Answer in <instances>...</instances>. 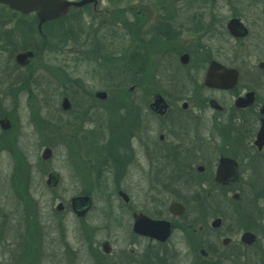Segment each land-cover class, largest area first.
I'll return each instance as SVG.
<instances>
[{"label":"flooded vegetation","instance_id":"af4514ba","mask_svg":"<svg viewBox=\"0 0 264 264\" xmlns=\"http://www.w3.org/2000/svg\"><path fill=\"white\" fill-rule=\"evenodd\" d=\"M64 1L83 4L71 5L62 16L43 23L36 12L22 13L0 5V23L10 29L0 31V44L13 49L14 60L18 54L32 53L24 65L15 63L18 71H29L27 75L19 72L28 82V93L37 74L31 65L36 47H49L58 59L62 46L71 43L77 47L89 40L93 46L86 60L96 70L106 73L108 69V73L112 62L113 69L119 66L113 74L119 83L107 89L78 87L76 83L68 88L71 82L62 83V75L71 69L68 61L56 68L61 79L57 105L59 114L68 116L66 123L73 126L70 136L76 135L83 143L91 138L102 148L96 156L83 158L89 165L86 170L82 161L75 164L76 170L88 173L93 186L112 188L128 214L129 235L137 244L110 258L111 246L103 241L90 248L92 256L95 251L102 256L95 262L101 264L106 257L105 264H173L184 253L192 256L188 264H264V248L257 247V235L249 230V220L253 230L264 225V199L253 198L255 189L264 190V0H201L196 12L171 5L140 7L134 12L133 34H129L135 45L123 54L105 51L107 39L96 32L95 27L104 25L95 23L103 13L104 1ZM112 1L104 3L113 5ZM84 17L87 23L82 22ZM83 24L94 31L87 33V39L79 33ZM157 74H164L165 90L157 84ZM127 77L134 81L127 83ZM127 92L136 98L128 100ZM2 120L7 122L6 128L0 125L3 132L12 129L7 118ZM38 124L51 126L50 122ZM220 166H224L220 173L226 175L218 179ZM57 182L50 180L47 186ZM84 184L89 188V182ZM143 185L156 196L151 198L152 214L129 205L130 191H146ZM242 189L253 190L250 200L240 198L237 192ZM83 197L89 199L85 206L78 200ZM176 204L182 209L173 206ZM91 205L88 195L69 201L79 220L86 217ZM138 215L167 225L168 236L159 234L161 231L154 237L134 233ZM230 215L246 226L240 228L238 241L233 240L237 231L228 224ZM106 220H114L109 211ZM217 220L220 223L213 227ZM83 230L90 237L89 230ZM246 233L255 236L253 244L242 242ZM14 234L8 220H3L0 264H42L45 257H51L45 252L47 237L40 219L30 223L25 234ZM64 240L67 244L60 260L76 264V250ZM58 243L59 239L52 246L58 248Z\"/></svg>","mask_w":264,"mask_h":264},{"label":"rangeland","instance_id":"374dc122","mask_svg":"<svg viewBox=\"0 0 264 264\" xmlns=\"http://www.w3.org/2000/svg\"><path fill=\"white\" fill-rule=\"evenodd\" d=\"M102 1L105 2V0ZM104 2L100 7V9H104L103 13L99 14L98 21L95 22L104 23V25L100 24L95 29H97V33L104 35V38L107 39H104L106 41L105 51L116 52L120 50L121 54L125 53L124 51L132 50L135 45V41L131 39L129 34H133L132 29L135 28L134 12L138 8L171 5L175 9L180 7L179 10H187L185 8L187 7L190 12L193 10V12H196L201 7V0H115L114 3L112 1L113 5ZM119 6L125 8V10H114ZM107 10L110 12L109 15ZM82 20L84 23L88 22L86 17ZM81 26H83V29ZM81 26L79 27L81 29L79 33L87 39V33L94 31L88 30V26L85 24ZM5 30H10L9 25L0 23V31ZM32 39L37 42L39 40L36 35H33ZM25 42L27 41L25 40ZM89 42V40H84L83 43L79 42L77 47L71 43L65 47L62 46L63 50L60 55L62 58L58 59H56L55 52L48 50L49 47H36L31 65L33 72L37 74L30 82L29 86L32 92L29 93L26 90L28 86L26 78L19 74V72L22 74L24 72L27 75L29 71L17 70L16 61L14 60L15 54L11 47L0 52V119L7 118L12 125V129L8 132H3L0 127V224L3 220H8V225L15 231V234H25L29 224L35 222L37 218L40 219L45 226L47 237L46 245L44 244L45 252L47 256V252L51 254V257L44 258L42 264H65L60 260L63 245L67 244L64 238L72 246V249L75 248L76 250L74 251L77 255L76 264H97L95 259L102 256H96V251L93 252L94 255L92 256L90 248L100 246L103 241L109 242L111 246L112 255L110 258L117 257L121 250L128 252L132 245L137 246L129 235L128 214L122 205V201L114 196L112 188L93 186L88 173L77 172L76 170L75 164L83 162V158L87 154L91 157L96 156L102 148L91 138L86 143L81 142L74 134L72 138L70 128L73 126L66 123L68 116L59 114L57 88L61 79L56 68L58 69L60 62L65 65L68 61V65L71 67V69L67 68V73H64L66 76L61 74L65 78L62 83H72L69 86L67 85L68 88L75 86L73 83H76L78 87L107 89L106 86L113 87L119 83V79L113 78V74L116 75L114 72L119 67L116 66L117 64H115L117 68L113 69L112 62L110 72L107 73L108 69H106L104 71L106 73H100L92 63L86 60L90 50L89 47L93 46ZM36 46L39 45L36 44ZM56 46L57 44L55 45L54 42L53 47L56 48ZM72 57L73 61L71 62ZM162 67H164V64H162ZM156 76L159 77L157 78V84L165 90L167 87L164 74H157ZM12 85H14V88L10 89ZM22 85L24 89L19 88ZM131 85L129 83L126 86L128 88ZM60 91L69 92V90L64 91L63 89ZM187 93L186 91L185 95ZM126 97L130 100L133 97L135 99L136 95L127 92ZM110 100L107 102H110ZM45 118H48L49 121H43L46 120ZM39 121L44 124L50 122L51 126L45 125L43 127L38 124ZM12 144L18 152L15 155L9 150ZM46 148L51 150V154L49 158L43 159V152ZM17 166L25 169V174L23 171V178H25L23 186H20L19 182L17 185L15 184V181L19 180ZM83 166H85V170L89 167L84 162ZM48 174L56 176L58 180L56 185L52 187L46 185ZM85 181L90 183L89 188L85 186ZM15 188H22L21 194L27 200L20 199V194L18 195ZM144 188H146V191H130L131 201L129 205L145 214H152L151 198H156V196H154V192L147 191L148 185H143ZM244 190L242 189L237 193H239L241 199L248 200L249 198L250 200L253 190ZM232 194V192L229 193L227 199H231ZM77 195H88L92 201L89 213L82 220L77 219L69 206L70 199ZM251 203L249 202V204ZM58 204L63 206L60 211L57 210ZM226 204L228 205V203ZM225 207L222 206L223 209ZM107 211L110 212L111 217L113 215L114 220H106ZM230 218L232 220L228 224L233 227L235 233L237 231L233 240L238 241L242 230L240 228H246V226L242 225L244 222L240 219L235 221L231 215ZM83 229L89 230L90 237L84 234ZM249 230L257 235V245H259L257 247L264 248V225H257L256 229L253 230L249 223ZM61 237L63 238L62 242ZM57 239H59V246L57 245L58 248H55L52 244ZM138 245L140 244L138 243ZM141 245H145V243L142 242ZM191 258V255L182 253L174 260L173 264H178V262L188 264ZM106 259V257L101 259L103 260L101 264H105Z\"/></svg>","mask_w":264,"mask_h":264},{"label":"water","instance_id":"95a60500","mask_svg":"<svg viewBox=\"0 0 264 264\" xmlns=\"http://www.w3.org/2000/svg\"><path fill=\"white\" fill-rule=\"evenodd\" d=\"M0 4L7 5L11 9H14L22 13L36 12L40 23H43L44 21L62 16L66 12L69 6L71 5L81 6L83 2L68 3L64 0H0ZM31 56H32L31 52L18 54L16 56V61L20 65H24L26 63L27 58ZM209 77H212L211 74L208 75V78ZM99 96H103V95L100 94ZM63 102L64 104H66L67 100L65 99ZM4 122L7 123L6 120H1L0 125L3 128H6L4 127V124H5ZM50 154H51L50 150L45 149L43 156H42L43 159L49 158ZM223 168L224 166H220L219 168V171L217 174L218 179L226 175V174L220 173V170L223 171ZM50 180L53 183H55L57 181V178L54 174H49L47 185L50 183ZM234 198L236 199L237 196L235 195ZM78 200L81 201L83 206H85L89 201L87 197H83ZM173 206L178 207L179 210L182 209L178 204L173 205ZM61 209H62V205L59 204L57 206V210L60 211ZM81 213H84V212H81ZM219 223H220L219 220L215 221L213 223V227H217ZM163 225L165 224L162 222H156V221L150 220L147 217H144L143 215H138L133 225V232L136 234H140V235L154 237V234L156 231H161L159 232V234L166 232V234H164V237L166 238L168 236L169 228L167 225H165L166 226V229H165ZM159 226H163V228L159 229ZM241 240L243 243L251 245L255 241V236L251 233H246L242 236Z\"/></svg>","mask_w":264,"mask_h":264},{"label":"trees","instance_id":"16d2710c","mask_svg":"<svg viewBox=\"0 0 264 264\" xmlns=\"http://www.w3.org/2000/svg\"><path fill=\"white\" fill-rule=\"evenodd\" d=\"M7 49V46L6 45H2V44H0V52L2 51V50H6ZM126 81H127V83L130 81V82H133L134 80L133 79H131V78H126ZM11 88H14V85H12V86H10V89ZM19 88H21V89H24V86L22 85L21 87H19ZM10 151H11V153L13 154V155H15L16 153H18L17 152V150L14 148V144H12L11 145V148L9 149ZM17 156V155H16ZM16 169H18L17 170V172L19 173V180L17 181H15V184L17 185L18 184V182H19V185L20 186H23V183H24V178H23V171H24V174H25V169L24 168H22V167H20V166H17L16 167ZM20 178H22V179H20ZM15 191H18V195L20 194V199H22V200H27V198L26 197H23V195L21 194V192H22V188H19V189H16L15 188ZM254 199H264V190H257V189H255L254 191ZM249 223L250 224H252V222L249 220Z\"/></svg>","mask_w":264,"mask_h":264}]
</instances>
